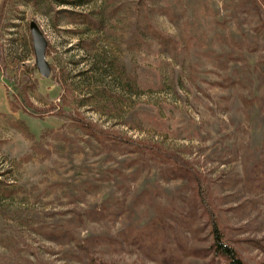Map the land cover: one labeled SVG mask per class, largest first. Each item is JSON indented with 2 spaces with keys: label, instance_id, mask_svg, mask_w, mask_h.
I'll return each mask as SVG.
<instances>
[{
  "label": "rangeland",
  "instance_id": "rangeland-1",
  "mask_svg": "<svg viewBox=\"0 0 264 264\" xmlns=\"http://www.w3.org/2000/svg\"><path fill=\"white\" fill-rule=\"evenodd\" d=\"M169 154L264 264V0H0V264H215Z\"/></svg>",
  "mask_w": 264,
  "mask_h": 264
},
{
  "label": "trees",
  "instance_id": "trees-1",
  "mask_svg": "<svg viewBox=\"0 0 264 264\" xmlns=\"http://www.w3.org/2000/svg\"><path fill=\"white\" fill-rule=\"evenodd\" d=\"M166 155V154H165ZM167 157V156H166ZM173 160L172 169L168 171L170 173V178H185L191 182V193L190 197L192 200V204L197 206L201 213L206 217L205 225L209 227V240L210 244L207 247V254H211L212 262L215 264H245L236 253L235 249L226 243V238L224 236L223 231L220 229L218 223V217L216 213H214V209L212 204L207 198V190L203 187L200 183V179L198 174L195 170L186 167L183 162H179L177 164V157L174 155L168 156ZM193 182V183H192ZM196 203H195V202ZM196 208V207H195ZM168 229L167 224L164 223L163 218L159 219L156 224H154L153 232L149 233L148 237H145L144 242L142 244L143 248L151 247V245H147L146 243H152V246L155 245L162 246V248L167 247L168 240H167V232ZM144 238V237H143ZM159 238V239H158ZM154 242V243H153ZM154 244V245H153ZM152 249V248H151ZM163 253V252H162ZM160 253V254H162ZM171 252L166 248L167 257H162L161 264H182L184 255L182 250L176 251L173 256L170 254ZM180 254V255H176ZM172 256V257H171ZM87 259L89 264H107L106 262H96V258L88 257L85 255L84 257Z\"/></svg>",
  "mask_w": 264,
  "mask_h": 264
},
{
  "label": "water",
  "instance_id": "water-1",
  "mask_svg": "<svg viewBox=\"0 0 264 264\" xmlns=\"http://www.w3.org/2000/svg\"><path fill=\"white\" fill-rule=\"evenodd\" d=\"M29 31L32 39L34 61L38 74L43 78H48L51 74V68L46 60L47 41L34 21L29 23Z\"/></svg>",
  "mask_w": 264,
  "mask_h": 264
}]
</instances>
